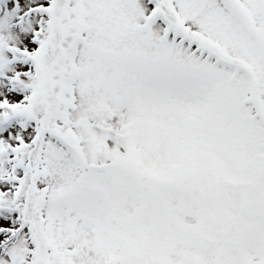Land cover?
Returning a JSON list of instances; mask_svg holds the SVG:
<instances>
[{"label": "snow or ice", "instance_id": "obj_1", "mask_svg": "<svg viewBox=\"0 0 264 264\" xmlns=\"http://www.w3.org/2000/svg\"><path fill=\"white\" fill-rule=\"evenodd\" d=\"M0 264H264V0H0Z\"/></svg>", "mask_w": 264, "mask_h": 264}]
</instances>
